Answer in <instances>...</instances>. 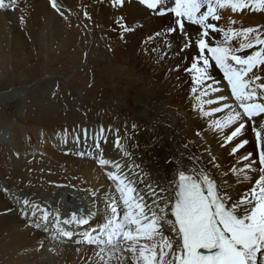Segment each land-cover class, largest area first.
Wrapping results in <instances>:
<instances>
[{"label":"bare ground","instance_id":"obj_1","mask_svg":"<svg viewBox=\"0 0 264 264\" xmlns=\"http://www.w3.org/2000/svg\"><path fill=\"white\" fill-rule=\"evenodd\" d=\"M57 2L67 9L63 17L48 0H18L15 10L0 11V98L15 99L12 116L5 115L6 105L0 104V264H87L92 255L87 245L52 241V224L49 232L34 224L27 226L31 221L22 217L26 211L22 201L28 199L52 213L58 207L66 215L78 208L87 213L89 207H95L89 191L103 192L110 185L90 155L95 148L89 139L101 127L112 129L104 133L108 135L105 158L128 164L131 160L113 141L117 129L123 135L125 128L131 132L135 123L140 147L133 159L142 160L153 174L158 167H167L163 162L177 156V149L188 139L205 162L208 153H214L221 171L244 163L229 155L230 148H220L207 128L227 110L210 117L194 111L193 106L199 104L195 96H201L207 112L222 106L224 102L207 101H218L225 88L213 66V79L196 94L191 92V76L185 69L198 49L193 39L189 49L181 52L184 36L166 34L174 19L171 14L158 17L135 0L123 9L110 7L109 0ZM82 5L88 6L91 21L84 18ZM232 15L240 24L212 23L225 30L264 28V14L245 11ZM20 17L26 23H21ZM121 22L134 31L124 33ZM186 27L189 33L200 30L190 24ZM232 43L238 47L240 40L234 38ZM213 85L221 93L213 92ZM227 103L234 105L230 99ZM84 129L87 139L82 135ZM64 130L67 142L61 143ZM196 131L202 136L195 137ZM244 135L249 143L240 156L255 152L251 126ZM76 137L80 143L73 142ZM20 139L23 144L19 147ZM132 143L129 141V151ZM79 151L85 155L81 157ZM247 187V182L238 184L234 194L247 191ZM97 205L102 211L103 203L97 201Z\"/></svg>","mask_w":264,"mask_h":264},{"label":"snow or ice","instance_id":"obj_2","mask_svg":"<svg viewBox=\"0 0 264 264\" xmlns=\"http://www.w3.org/2000/svg\"><path fill=\"white\" fill-rule=\"evenodd\" d=\"M135 2L158 17L171 14L174 19L166 34L184 36L181 52L189 49L190 41L195 39L198 53L185 69L191 76L193 94L213 79L210 71L213 66L222 72L226 82L224 92L211 86L213 92L221 94L218 101H207L208 104L224 102L222 106L207 112L201 96H195L199 104L193 108L201 117L227 110L207 128L214 133L213 139L220 148H230L229 155L244 162L242 167L221 171L222 165L214 153L209 152L205 162L203 154L198 148L194 150L193 141L188 139L177 149V156L163 162L167 167H158L153 174L142 160L133 159L140 147L135 123L131 132L126 127L123 135L117 129L113 141V146L131 160L128 164L105 158L103 143H107L108 138L104 133L112 129L101 127L92 137L95 152L90 155L110 185L103 192L100 189L89 191L91 205L95 207H89L87 213L78 208L62 219L58 207L53 214L24 199L22 204L26 211L22 212V217L31 221L27 226L34 224L45 232H49V224H52L53 234L49 236L52 241L87 245L92 253L87 257V264H129V261L130 264H264V28L249 26L225 30L212 23L220 21L221 11L226 9L231 14L245 11L264 14V0ZM48 3L56 13L64 16L67 9L57 0H48ZM132 3L133 0H109L110 7L119 9ZM17 4L18 0H10V4L0 0V9L10 6L15 10ZM82 7L84 18L91 21L86 10L88 6ZM20 19L21 23H26L23 17ZM186 24L198 26L200 30L189 33ZM120 28L124 33L134 31L123 22ZM234 38L240 40L238 47L232 43ZM229 99L234 105L227 103ZM248 126L254 134L256 152L240 156V150L249 143L244 135ZM67 134V130L63 136L57 134L61 143L67 142ZM82 135L87 139L86 129ZM194 135L201 137L202 132L196 131ZM129 141H134L132 151L128 150ZM73 142L80 143V138H74ZM78 155L83 157L85 153ZM245 182L247 191L234 194V188ZM3 191L7 194L9 189ZM97 201L103 203L102 211ZM97 216L101 217L98 227L77 233V228L90 225ZM77 235L81 238L77 239Z\"/></svg>","mask_w":264,"mask_h":264},{"label":"rangeland","instance_id":"obj_3","mask_svg":"<svg viewBox=\"0 0 264 264\" xmlns=\"http://www.w3.org/2000/svg\"><path fill=\"white\" fill-rule=\"evenodd\" d=\"M221 14V20H220V22L221 23H226V21L228 22V21H230L232 24L231 25H233V20L235 21V23H237V24H240V19H238L237 17H235V15H232L231 13H230V10H225V11H223V12H221L220 13ZM226 15V16H225ZM234 17V18H233ZM238 17L239 18H241V16H239L238 15ZM230 22H228V24L230 23ZM13 83L14 84H16L17 82L16 81H13ZM17 85V84H16ZM6 88V86H2L1 87V89H5ZM1 92V91H0ZM76 94H78V92H75ZM14 101H15V99L13 100V99H8V98H3V99H1L0 98V104L1 105H6L4 108L5 109H7V110H5L4 111V114L5 115H9V114H11V116H12V114H13V112H14ZM2 102H4V103H2ZM11 116H8V118H10ZM10 120H11V118H10ZM18 134L19 135H21V132H18ZM23 144V141H22V139H20L18 142H17V146H21Z\"/></svg>","mask_w":264,"mask_h":264}]
</instances>
